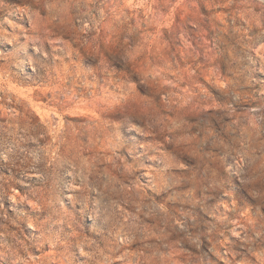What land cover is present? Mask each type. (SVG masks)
Here are the masks:
<instances>
[{"label":"clouds","instance_id":"1","mask_svg":"<svg viewBox=\"0 0 264 264\" xmlns=\"http://www.w3.org/2000/svg\"><path fill=\"white\" fill-rule=\"evenodd\" d=\"M0 264H264V0H0Z\"/></svg>","mask_w":264,"mask_h":264}]
</instances>
